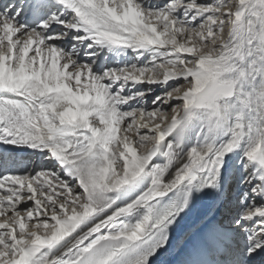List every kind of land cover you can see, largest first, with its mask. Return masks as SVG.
<instances>
[{"label": "snow or ice", "instance_id": "snow-or-ice-1", "mask_svg": "<svg viewBox=\"0 0 264 264\" xmlns=\"http://www.w3.org/2000/svg\"><path fill=\"white\" fill-rule=\"evenodd\" d=\"M201 206L180 264H264V0H0V264H156Z\"/></svg>", "mask_w": 264, "mask_h": 264}, {"label": "bare ground", "instance_id": "bare-ground-1", "mask_svg": "<svg viewBox=\"0 0 264 264\" xmlns=\"http://www.w3.org/2000/svg\"><path fill=\"white\" fill-rule=\"evenodd\" d=\"M13 170L18 171L19 169L14 168ZM202 214L203 206L186 218L183 227L174 234L169 251L162 254L157 259L156 264H180V262L187 256L188 252L191 251L192 245L197 241L195 228L198 225Z\"/></svg>", "mask_w": 264, "mask_h": 264}]
</instances>
